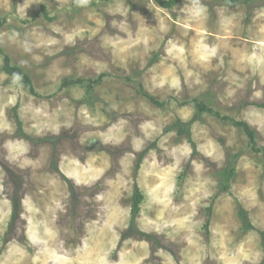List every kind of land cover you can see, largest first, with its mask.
Instances as JSON below:
<instances>
[{"label": "rangeland", "instance_id": "rangeland-1", "mask_svg": "<svg viewBox=\"0 0 264 264\" xmlns=\"http://www.w3.org/2000/svg\"><path fill=\"white\" fill-rule=\"evenodd\" d=\"M167 1L0 0V264H264V0Z\"/></svg>", "mask_w": 264, "mask_h": 264}, {"label": "trees", "instance_id": "trees-1", "mask_svg": "<svg viewBox=\"0 0 264 264\" xmlns=\"http://www.w3.org/2000/svg\"><path fill=\"white\" fill-rule=\"evenodd\" d=\"M180 0H169L167 2H159V5L164 8V9H170L172 8L177 2H179ZM248 0H224V4L226 6L229 7H236L237 5L241 4V3H247ZM86 6H88V4H85ZM1 25V24H0ZM3 70L6 74L16 77L18 79V81L20 83H22L24 85V87L27 89V91L35 96V92L31 83V80L29 79V77L27 75H25L24 73H22V71L18 68V67H11L9 65V59L4 56L3 57ZM146 96V95H145ZM146 98H148L150 100L151 103H155L157 104L150 96H146ZM158 105V104H157ZM201 110H203L200 107ZM234 126H240L242 127V129L245 131V133L248 135V137L250 138V140H252L251 142L253 143V132L251 130H249L248 125L244 124V123H233ZM138 164H136V168L138 167ZM223 176L225 177L226 180H229L230 177L232 176V171L228 170L226 172H224ZM225 190L226 186L223 187ZM142 202V195L139 193V191L137 189L134 190L133 196H132V209H131V214L132 215H137L139 213V205ZM263 242H264V238H263Z\"/></svg>", "mask_w": 264, "mask_h": 264}, {"label": "bare ground", "instance_id": "bare-ground-1", "mask_svg": "<svg viewBox=\"0 0 264 264\" xmlns=\"http://www.w3.org/2000/svg\"><path fill=\"white\" fill-rule=\"evenodd\" d=\"M171 216H173V215H171ZM40 264V263H39Z\"/></svg>", "mask_w": 264, "mask_h": 264}]
</instances>
